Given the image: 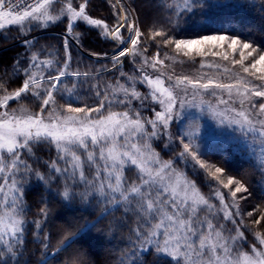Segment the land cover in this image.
I'll list each match as a JSON object with an SVG mask.
<instances>
[{
	"label": "snow or ice",
	"instance_id": "6c2138e0",
	"mask_svg": "<svg viewBox=\"0 0 264 264\" xmlns=\"http://www.w3.org/2000/svg\"><path fill=\"white\" fill-rule=\"evenodd\" d=\"M93 3L31 0L25 7L24 0H0V39L24 48L11 64L0 61V264H28L29 235L42 245L38 264L60 254H67L62 264H92L93 245L80 241L110 216V231L98 230V240L127 229L121 241L126 249L113 252L118 264H145L146 255L157 264H264V209H254L259 219L245 223L239 201L250 193L242 179L228 174L233 157L222 154L212 162L215 143L226 135L219 126L226 125L240 134H228L227 142L240 145L264 170V0H157L161 14L145 22L147 37L135 9L117 0L116 11L111 4L110 26L89 15ZM232 9L256 12L261 23L242 28L205 19L209 11ZM196 16L199 28L185 33L183 24ZM65 22L60 50L33 35ZM81 25L99 29L116 45L114 55L104 53L111 68L81 70L80 60H73L69 42L79 44L82 34L74 29ZM13 28L16 38L5 34ZM169 48L190 63L193 54L226 63L202 60L200 68L211 72L175 74ZM109 73L112 81L104 79ZM193 110L210 114L218 128L202 125ZM40 149L47 159L37 155ZM40 186L44 191L30 205L26 196ZM53 200L68 210L77 204L99 208V215L83 228L68 220L50 250L45 229Z\"/></svg>",
	"mask_w": 264,
	"mask_h": 264
},
{
	"label": "trees",
	"instance_id": "16d2710c",
	"mask_svg": "<svg viewBox=\"0 0 264 264\" xmlns=\"http://www.w3.org/2000/svg\"><path fill=\"white\" fill-rule=\"evenodd\" d=\"M169 2H171V0H169ZM123 3L125 4V7L130 6L132 9H135L136 15L140 18L138 23L140 24L141 31L145 32V37H147V32L145 31V22L151 21L153 18L161 14L160 9L157 7V0H127L126 3L125 1ZM111 4L116 3L114 0H110V3H108V0H94L93 5H91L88 10L89 15L93 16L94 18L105 19L106 22L111 26L115 23L113 16L114 10L112 9ZM116 11H119L118 7ZM205 19L215 20L217 23L230 20L242 28L247 25H259L261 23L260 17L256 12L243 9H232L228 12H218L214 10L209 11L205 14ZM200 24L201 19L199 16L189 17L187 22L183 24L185 33H191L193 30H197ZM66 26L67 25L65 22V24L61 25L60 27L52 28L58 30L59 32L41 35L40 44H47L51 48L60 50L62 48L63 41V35L61 33L66 31ZM74 31L81 33L82 39L80 40L79 44H76L74 41H70L69 47L71 48L73 60H80V69L84 70L85 65H95L96 67H99L100 64H107V66L111 68V64L107 59L104 58V53H107L108 55L111 54L115 51L116 45L109 40H106L100 34L99 29H89L86 26L81 25L76 27ZM6 35H8L10 38H16L19 36V32L17 29L13 28L10 32H7ZM254 35L257 40H259L260 33L256 32ZM176 38L182 37L178 35ZM13 43H15L13 39H9L7 41L0 39V61H3L5 65L11 64L13 62V57H15L18 53L21 55L24 54L23 46L19 43H15V46L13 47ZM37 48H39V45H37ZM154 51L155 49L149 46L147 54L152 55ZM166 51L168 52L169 56L175 55L178 60H184L189 64L190 67L194 69L200 67V62L202 60L206 62L207 60L213 58L219 59V57H212L211 55L200 57L193 54L195 63H190L188 62L189 58L184 57L183 53H174L171 48L166 49ZM90 53L100 54L99 59H97V57L91 56ZM163 56L164 50L161 51V57ZM75 68L76 64H73V69ZM124 71L131 74L129 61H125ZM104 79L112 81L114 77L111 73H109L104 76ZM139 90L141 92L146 91V89L143 87H140ZM57 100L61 104L65 103V101L61 100L59 97H57ZM147 115H151V113H147ZM232 135L238 136L240 134L239 132H234ZM154 147H156L157 151H160L159 146L154 144ZM215 148L218 149V151L212 162L218 163L222 154L232 156L233 160L231 164L227 165V167L232 168V171L228 174L235 176L238 179H242L249 188V193L255 201L256 209H264V184L261 183V181L264 180V175H262V171L264 170L256 166V161L249 158L247 151L240 145L227 142V136H224L223 139L217 141L215 143ZM34 151L36 150L34 149ZM37 155L42 156L44 159L48 158L46 149H40L37 151ZM161 155L164 157V159L169 158L163 152H161ZM220 166L225 167L226 165L221 164ZM34 167L37 166L34 165ZM39 170L41 172L45 171L44 167L42 166H39ZM201 190L206 196L210 194L207 188L202 187ZM43 191V187L40 186L35 192L27 195L26 199L28 203L30 205H34L35 201L38 199L37 193H42ZM49 207L51 208L52 213L50 217V223L47 225L45 231L49 238L50 250H54L58 246V242L61 238L59 235L60 230L66 225L68 220H72L78 227L83 228L88 223L95 221L99 215V208H89L88 210H84V206L77 204L73 209L68 210L58 200H53ZM33 211H35V208ZM120 214V212L116 213L117 216ZM35 218L36 217L32 215L29 216V219ZM252 219H259L257 211L253 213V217H251L250 220ZM111 220L112 217L110 216L107 219L100 221V223H98L94 229L85 232L82 240L80 241V244L84 245L85 247H87L90 243L93 245V255L91 257L92 264H118V256L113 255V252H118L120 249H126V245L121 242L127 236L126 228L120 231H111V235L106 238L105 242H99L98 230L109 232ZM250 220L248 217H245V223H249ZM261 223L264 224V221H261ZM227 226L231 227V224H228ZM34 231L35 229L33 228V232ZM245 236H247L252 243L257 244V247H259L253 236L247 232L245 233ZM27 247L28 252L25 254V260L28 261V264H38L42 245L35 242L33 237L29 235ZM66 255L67 254L58 255L55 259L50 260V264H62V261L66 258ZM144 261L145 264H157L153 255H146L144 257Z\"/></svg>",
	"mask_w": 264,
	"mask_h": 264
},
{
	"label": "rangeland",
	"instance_id": "374dc122",
	"mask_svg": "<svg viewBox=\"0 0 264 264\" xmlns=\"http://www.w3.org/2000/svg\"><path fill=\"white\" fill-rule=\"evenodd\" d=\"M114 1L117 4V0H114ZM124 1L125 0H119V3H123ZM117 7L119 9V5L118 4H117ZM52 28H55V27H51L45 32H34L33 35H40L41 36V35H45V34H48V33H57V32H59L58 30H55V29H52ZM64 33L65 32H62L61 34L63 35ZM114 54H115V51L112 52L111 54H109L108 56H111V55H114ZM209 55H211V54H209ZM234 56H235L236 59H239V53L238 52L236 54H234ZM161 58H163V57H161ZM180 61L181 60H178V58H176V63L174 65L170 64V61H168V60H165V63L166 64H170V67L173 69L175 74L197 75L201 71H203V72H211V70L208 69V68L201 69L199 67V68H195L194 69V68L190 67L188 63L185 62V63L181 64ZM208 62H221V60H220V58L219 59L218 58H213V59L207 60L205 63H208ZM247 62L248 61H246V63ZM227 66L228 67H233L230 64L227 65ZM213 74H215V73H213ZM225 82H229V81L225 80ZM12 106L15 107V105H12ZM237 107H238V105H237ZM193 111H197V110H193ZM197 115L200 116V123L202 125L211 126L214 129L218 128V126L216 124V121L213 119V117L210 114L204 113V114L201 115L197 111ZM219 128L223 130V132L226 134L225 136H227L228 134L232 135V133H234L233 130L231 128L227 127L226 125L225 126H219ZM174 130H175V127H173V131ZM224 191L227 192V189H225ZM238 196H239V194H238ZM226 199H227V197H226ZM213 202L215 203V201H213ZM239 204H240L241 213L245 214V217H246V213L247 212H252V211H253V213L255 212L254 209H256V204H255V201H254V199H253V197L251 195H248L246 200H240ZM248 219L250 220V218H248ZM247 247L248 246L246 245L245 248L247 249Z\"/></svg>",
	"mask_w": 264,
	"mask_h": 264
},
{
	"label": "built area",
	"instance_id": "2783aa9c",
	"mask_svg": "<svg viewBox=\"0 0 264 264\" xmlns=\"http://www.w3.org/2000/svg\"><path fill=\"white\" fill-rule=\"evenodd\" d=\"M13 2L15 3V2H17V0H13ZM31 2V0H24V4H23V6H27V4L28 3H30Z\"/></svg>",
	"mask_w": 264,
	"mask_h": 264
}]
</instances>
